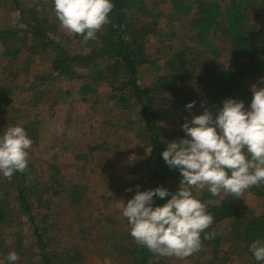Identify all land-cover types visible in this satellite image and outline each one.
Wrapping results in <instances>:
<instances>
[{
    "label": "rangeland",
    "instance_id": "374dc122",
    "mask_svg": "<svg viewBox=\"0 0 264 264\" xmlns=\"http://www.w3.org/2000/svg\"><path fill=\"white\" fill-rule=\"evenodd\" d=\"M145 2L150 17L157 14L159 18L154 32L143 41L145 51L153 54L154 61L139 66L138 73L141 83L152 84L157 77L166 75L173 53L191 47L193 34L187 28L188 17H175L170 0ZM31 13L50 18L57 27L55 40L77 54L87 52L97 40L83 41L80 35H69L54 15L52 0H16V3L0 0V31L17 32ZM132 14L128 17L136 18ZM141 19L136 21L141 24L148 21V17ZM256 21L260 22L258 29L264 36V14H251L250 24ZM102 31L103 28L97 36ZM30 39L17 34L7 45L22 46ZM210 39L219 56L214 58L198 47L192 65L199 72L210 63L219 72L233 61L229 55L230 42L224 36L213 34ZM54 54L50 49L41 57L29 56L24 63L14 64L3 57L0 45V85L12 83L13 87L8 98L0 100V131L20 125L33 141L28 150L25 196L34 207L35 222L47 233L50 261L54 264H128L135 241L129 235L127 220L120 214L118 201L127 202L137 186L144 191L153 188L155 183L146 164L150 147L140 112L128 96V111H122L115 101L108 99L117 83L106 72L107 60L84 63L75 69L78 77L68 79L56 77L51 71ZM98 72L103 73L102 84H97L98 92L85 102L78 91ZM261 78L247 77L245 83L249 90L253 84L264 86ZM186 89L190 93L189 102L195 101L190 110L185 106L175 108L166 92L160 93L153 103L159 114L160 136L166 144L185 136L181 125L192 115L202 114L205 108L215 113L221 106H206L207 96L198 92L193 82L187 83ZM180 180L181 177L176 182H168L166 188L170 193L177 190ZM12 182V178L0 176V204L3 203L6 213L0 222V261L8 264V252L15 250L20 256L16 264H41L36 256L32 227L18 210ZM73 192L80 196L74 204ZM203 192L207 190H195L194 195L206 205L226 201L237 208L234 218L212 230L220 239L218 258L211 263L213 247L210 246L183 259L173 256L169 264H256L252 254L238 248L235 232L264 213V197L250 188L240 197L221 193L214 198L207 196L203 201Z\"/></svg>",
    "mask_w": 264,
    "mask_h": 264
},
{
    "label": "trees",
    "instance_id": "16d2710c",
    "mask_svg": "<svg viewBox=\"0 0 264 264\" xmlns=\"http://www.w3.org/2000/svg\"><path fill=\"white\" fill-rule=\"evenodd\" d=\"M12 1L16 3V0ZM113 3L109 23L98 34L95 44L88 47V51L86 50L87 52L82 55L55 40L57 27L50 18H39L37 14L32 13L22 21L23 28L17 32L0 31L2 55L16 64L24 63L29 56L41 57L52 49L55 54L51 61V71L56 77L62 76L68 79L78 77L75 69L84 63L96 62L97 59L101 62L107 60L109 64L105 68L106 72L112 75V79L117 83L107 97L115 101L122 111L130 109L126 96L133 100V105L140 112L145 139L150 147V158L147 159L146 164L155 182L153 188L157 186L166 188L169 181L176 182L181 175L177 169L169 168L160 155L166 148V141L160 136L157 124L159 114L155 111L153 103L160 93L166 92L175 108L184 107L190 101V93L186 85L193 82L198 92L207 96L206 106L221 105V102L227 98L243 100L245 106H248L252 94L245 83L247 77L264 78V45L260 38L262 34L258 29L260 22L250 24L249 18L251 14L259 16L264 14V0H170L175 17H188L187 28L193 34L190 38L191 47L173 53L170 56L166 75L157 77L152 84L141 83L138 67L154 61L151 60L153 54L145 51L143 41L154 32L159 16L156 14L153 18L150 17L151 12L145 0H113ZM130 12L134 13L131 17L136 18L130 19L128 17ZM147 17L148 21L145 20ZM139 18H143L145 24L136 21ZM143 19L141 20L144 21ZM218 33L230 42L229 55L233 61L219 72L212 63L199 72V68L192 65L195 62L196 49L201 47L217 58L219 54L210 37ZM17 34L30 36L31 39L28 43L22 41V46L7 45V41H12ZM103 79V73L98 72L90 83L82 84L78 91L81 99L85 102L90 101L91 96L98 92L97 84L101 85ZM12 88V83L0 85L1 101L8 98ZM26 175L25 172H17L11 177L16 189L18 210L32 227L38 252L36 256L41 264H54L47 256L50 248L47 233L35 222L34 207L25 196ZM251 190L258 196L264 197V185L253 186ZM207 196L214 198L210 193L203 192V201ZM79 197V193L73 192L72 203H76ZM165 200L166 197L162 200L156 199V204L162 205ZM206 206L207 211L214 217L213 224L206 231L214 230L218 225L237 215V208L226 201ZM5 218L6 213L1 203L0 222ZM235 234L237 243L240 244L238 248L250 253L248 244L257 238L264 239V213L251 219L245 226H240ZM201 238V249L213 247L211 263L215 262L220 253L218 248L220 239L216 236L211 240H203V236ZM171 259V257H159L135 243L128 264H169Z\"/></svg>",
    "mask_w": 264,
    "mask_h": 264
},
{
    "label": "clouds",
    "instance_id": "9594fccd",
    "mask_svg": "<svg viewBox=\"0 0 264 264\" xmlns=\"http://www.w3.org/2000/svg\"><path fill=\"white\" fill-rule=\"evenodd\" d=\"M113 0H52V10L69 35L83 41L97 39L109 23ZM264 84V78H261ZM247 108L243 100L227 98L213 113L207 108L192 115L181 127L185 133L166 144L160 155L181 180L174 193L163 187L137 190L127 200L118 201L120 214L127 220L129 235L136 245L159 257L183 259L202 247L203 240L214 239L206 231L214 217L196 195L207 190L211 196L229 193L240 197L253 186L264 185V86L253 84ZM195 101L185 105L192 109ZM33 141L20 125L0 131V176L11 178L26 171ZM131 191V189H129ZM170 197L162 205L156 199ZM256 264H264V239L248 244ZM20 259L15 250L8 252V264ZM4 264V261H0Z\"/></svg>",
    "mask_w": 264,
    "mask_h": 264
}]
</instances>
